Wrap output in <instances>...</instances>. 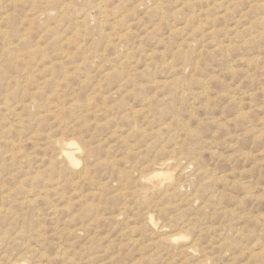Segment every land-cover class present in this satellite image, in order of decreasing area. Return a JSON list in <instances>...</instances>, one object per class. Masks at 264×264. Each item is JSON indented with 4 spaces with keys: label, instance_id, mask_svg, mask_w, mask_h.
<instances>
[{
    "label": "rangeland",
    "instance_id": "obj_1",
    "mask_svg": "<svg viewBox=\"0 0 264 264\" xmlns=\"http://www.w3.org/2000/svg\"><path fill=\"white\" fill-rule=\"evenodd\" d=\"M118 1L0 0V264H264V0Z\"/></svg>",
    "mask_w": 264,
    "mask_h": 264
},
{
    "label": "bare ground",
    "instance_id": "obj_2",
    "mask_svg": "<svg viewBox=\"0 0 264 264\" xmlns=\"http://www.w3.org/2000/svg\"><path fill=\"white\" fill-rule=\"evenodd\" d=\"M34 1H35V0H34ZM55 1H56V0H55ZM52 2H53V1H52ZM118 2H119V1H118ZM120 2H122V0H121ZM120 2H119V3H120ZM155 2H157V1H155ZM159 2H160V0H159ZM188 2H189V1H188ZM61 3H62V2H61ZM88 3H89V2H88ZM88 3H87V4H88ZM241 3H242V2H241ZM50 4H51V3H50ZM56 4H57V3H56ZM157 4L160 5L159 3H157ZM57 5H58V4H57ZM62 5H64V4H62ZM120 5H121V4H120ZM185 5H186V4H185ZM185 5H184V6H185ZM262 5H263V4H262ZM54 6H55V5H54ZM60 6H61V4H60ZM95 6H96V5H95ZM97 6H98V4H97ZM259 6H261V5H259ZM36 7H37V6H36ZM255 7H256V6H255ZM153 8H154V7H153ZM97 9H99V8H97ZM46 10H47V9H46ZM99 10H100V9H99ZM40 11H41V10H40ZM48 11H49V10H48ZM50 11H51V10H50ZM60 11H61V10H60ZM73 11H74V10H73ZM153 11H154V9H153ZM156 11H157V10H156ZM250 11H251V10H250ZM257 11H258V10H257ZM43 12H44V11H43ZM101 12H102V11H101ZM255 12H256V11H255ZM44 13H46V12H44ZM44 13H43V14H44ZM161 13L163 14V12H161ZM161 13H160V14H161ZM245 13H246V12H245ZM257 13H258V12H257ZM259 13H260V12H259ZM61 14H62V12H61ZM151 14H153V13H151ZM247 14H249V13H247ZM247 14H246V15H247ZM250 14H251V12H250ZM254 14H255V13H253V15H254ZM261 14H262V13H260V15H261ZM65 15H66V14H65ZM153 15H154V14H153ZM153 15H152V16H153ZM256 15L258 16V14H256ZM256 15H255V16H256ZM58 16H59V14H58ZM58 16H57V17H58ZM59 17H60V16H59ZM245 17H246V16H245ZM263 17H264V16H263ZM60 18H61V17H60ZM62 18H64V17H62ZM258 18H259V17H258ZM160 19H161V18H160ZM259 19H260V18H259ZM60 20H61V19H60ZM255 20H256V19H255ZM257 20H258V19H257ZM260 20L262 21L261 24L264 23L262 19H260ZM30 21H31V19H30ZM239 21H240V20H239ZM211 22H212V21H211ZM240 23H242V22H240ZM255 23H256V22H255ZM258 23H259V22H258ZM207 24H209V23H207ZM212 24H213V23H212ZM253 24H254V22H253ZM200 25H201V24H200ZM255 25H256V24H255ZM256 27H257V26H256ZM98 28H100V27H98ZM98 28H97V29H98ZM199 28H200V27H199ZM259 28H260V27H259ZM195 29H196V28H195ZM262 30H263V29H262ZM13 31H14V30H13ZM25 31H27V30H25ZM0 32H2V31L0 30ZM119 32H120V31H119ZM191 32H193V31H191ZM191 32H190V33H191ZM24 33H25V32H24ZM24 33H23L22 35L25 36ZM89 33H90V32H89ZM89 33H88V34H89ZM116 33H117V32H116ZM116 33H114V34H116ZM2 34H3V33H2ZM88 34H87V36H88ZM90 34H91V33H90ZM120 34H121V33H120ZM120 34H118V35H120ZM122 34H123V33H122ZM191 34H192V33H191ZM15 35H16V33H15ZM18 35H20V34H18ZM99 35H100V34H99ZM123 35H124V34H123ZM1 36H3V35H1ZM100 36H101V35H100ZM103 36H104V35H103ZM103 36H102V37H103ZM125 36H126V35H125ZM5 37H6V36H5ZM18 37H19V36H18ZM22 37H23V36H22ZM104 37H105V36H104ZM114 37H115V36H114ZM226 37H227V36H226ZM13 38H15V37H13ZM117 38H119V37H116V39H117ZM131 38H132V37L130 36V39H131ZM0 39H1V38H0ZM101 39L103 40V38H101ZM106 39H107V37H106ZM116 39H114V40H116ZM130 39H128V40H130ZM229 39H230V38H229ZM20 40H21V39H20ZM23 40H26V39H22V42H23ZM111 40H112V39H111ZM111 40H110V41H111ZM122 40H124V39H122ZM126 40H127V39H126ZM159 40L162 41V39H159ZM26 41H27V40H26ZM29 41H30V39H29ZM117 41H118V40H117ZM22 42H21V43H22ZM54 42H57V41H54ZM54 42H53V43H54ZM99 42H100V41H99ZM99 42H97L98 45H99ZM104 42H105V41H104ZM157 42H158V41H157ZM5 43H6V41L4 42V44H5ZM23 43H24V42H23ZM25 43H26V42H25ZM27 43H28V42H27ZM100 43H101V42H100ZM106 43L108 44L107 41H106ZM116 43H117V42H116ZM121 43L123 44V42H121ZM159 43H160V42H159ZM18 44H19V43H18ZM29 44H30V42H29ZM34 44H36V43H34ZM103 44H104V43H103ZM109 44H110V43H109ZM112 44L114 45V43H112ZM184 44H187V43H184ZM23 45H24V44H23ZM38 45H39V44H38ZM50 45H52V44H50ZM58 45H59V44H58ZM91 45H92V44H91ZM105 45H106V44H105ZM24 46H25V45H24ZM56 46H57V45L55 44V45L52 46V47H53V48H54V47L56 48ZM103 46H104V45H103ZM116 46H117V44H116ZM125 46H126V45H125ZM186 46H187V45H186ZM189 46H190V45H189ZM26 47H27V46H26ZM37 47H38V46H37ZM78 47H79V46H78ZM78 47H77V48H78ZM80 47H81V45H80ZM97 47H98V46H97ZM100 47H101V46H100ZM108 47L110 48V45H109ZM131 47H132V46H131ZM8 48L11 49V47H8ZM14 48H15V46H14ZM35 48H36V47H35ZM55 48H54V49H55ZM61 48H62V46H61ZM61 48H60V49H61ZM87 48H88V47H87ZM104 48H105V47H104ZM106 48H107V47H106ZM111 48H113V46H112ZM39 49H40V48H39ZM60 49H59V50H60ZM115 49H116V48H114L113 53L115 52ZM14 50H15V49H14ZM14 50H12V51H14ZM63 50H64V49H63ZM117 50H118V48H117ZM2 51H3V50H2ZM55 51H57V50H55ZM64 51H65V50H64ZM80 51H81V50H80ZM84 51H85V50H84ZM89 51H90V50H89ZM101 51H102V50H101ZM111 51H112V50H111ZM111 51H109L110 54H113ZM118 51H119V50H118ZM97 52H98V50H97ZM129 52H130V51H129ZM2 53H4V52H2ZM2 53H1V54H2ZM41 53H42V52H41ZM43 53H45V52H43ZM56 53H57V52H56ZM64 53H65V52H64ZM67 53H68V52H67ZM151 53H152V52H151ZM172 53H173V52H172ZM5 54H6V53H5ZM58 54H59V53H58ZM62 54H63V51H62ZM115 54H116V52H115ZM119 54H120V52H119ZM126 54H127V56H128V53H126ZM126 54H125V55H126ZM158 54H159V53H158ZM8 55H9V54H8ZM39 55H41V54L39 53ZM45 55H46V53H45ZM50 55H52V54H50ZM56 55H57V54H56ZM60 55H61V54H60ZM71 55L73 56V54H71ZM87 55H88V54H87ZM87 55H86L85 58H87ZM148 55H150V53H149ZM148 55H145V56H148ZM9 56H10V55H9ZM14 56H15V55H14ZM14 56H13V57H14ZM42 56H43V55H42ZM58 56H59V55H58ZM66 56H67V55H66ZM84 56H85V55H84ZM88 56L91 57L90 55H88ZM121 56H122V54H121ZM206 56H207V55H206ZM1 57H2V56H1ZM45 57L47 58V56H45ZM49 57H50V56H49ZM51 57H52V56H51ZM51 57H50V58H51ZM68 57L70 58V56H68ZM92 57H93V56H92ZM97 57H98V56H97ZM179 57H180V56H179ZM15 58H16V57H15ZM43 58H44V57H43ZM46 58H45V59H46ZM57 58H58V57H57ZM62 58H63V57H62ZM65 58H66V57H65ZM94 58H95V57H94ZM120 58H121V57H120ZM122 58H123V56H122ZM207 58H208V57H207ZM6 59H7V58H6ZM8 59H9V58H8ZM47 59H48V58H47ZM47 59H46V61H47ZM53 59H55V58H53ZM81 59H82V58H81ZM114 59H115V58H114ZM178 59H179V58H178ZM59 60H60V59H59ZM70 60H71V59H70ZM88 60H89V58H88ZM117 60H118V59H117ZM46 61H45V62H46ZM83 61H84V60H83ZM107 61H108V60H107ZM48 62H50L49 59H48ZM54 62H55V61H54ZM109 62H110V61H109ZM113 62H114V61H113ZM116 62H117V61H116ZM116 62H115V63H116ZM10 63H11V62H10ZM15 63H16V62H14L13 64H15ZM46 63H47V62H46ZM46 63H45V64H46ZM50 63H51V62H50ZM52 63H53V62H52ZM56 63H57V61H56ZM42 64H43V63H42ZM111 64H112V63H111ZM151 64H152V63H151ZM195 64H196V63H194V65H195ZM37 65H39V64H37ZM40 65H41V63H40ZM43 65H44V64H43ZM48 65H49V64H48ZM48 65H47V66H48ZM55 65H57V64H55ZM63 65H64V64H63ZM2 66H4V65H2ZM11 66H12V65H11ZM113 66H114V65H113ZM113 66H112V67H113ZM44 67L46 68V66H44ZM52 67H53V66H52ZM60 67H62V66H60ZM115 67H116V65H115ZM4 68H5V67H4ZM62 68H63V67H62ZM62 68H61V69H62ZM6 69H7V68H6ZM9 69H10V68H9ZM9 69H7V73L9 72ZM41 69H42V68H41ZM48 69H49V68H48ZM50 69H52V68H50ZM50 69H49V70H50ZM53 69H54V68H53ZM58 69H59L58 71H60V68H58ZM77 69H78V68H77ZM111 69H112V68H111ZM111 69H110V71L113 70V69H112V70H111ZM1 70H2V69H1ZM1 70H0V71H1ZM4 70H5V69H4ZM10 70H11V69H10ZM44 70H45V69H44ZM75 70H76V69H75ZM13 71H14V70H13ZM72 71L75 72L74 70H72ZM114 71H115V70H114ZM116 71H117V70H116ZM15 72H16V71H15ZM44 72H45V71H44ZM46 72H49V73L51 72V73H53L52 71H48V70H47ZM63 72H64V71H63ZM80 72H81V71H80ZM117 72H118V71H117ZM21 73H22V72H21ZM64 73H65V72H64ZM115 73H116V72H115ZM115 73L113 72V74H115ZM1 74H3V75H1V77L5 76L4 73H1ZM9 74H10V73H9ZM17 74H18V73H17ZM73 74H74V73H73ZM103 74H104V73H103ZM103 74H102V75H103ZM123 74H124V73H123ZM14 75H15V74H14ZM14 75H13V76H14ZM108 75H109V74H108ZM121 75H122V74H121ZM121 75H120V76H121ZM17 76H18V75H17ZM65 76H68V73H67V75H65ZM69 76H70V75H69ZM104 76H106V75H104ZM116 76H117V75H116ZM120 76H118V77L120 78ZM130 76H131V75H130ZM9 77H10V76H9ZM62 77H63V76H62ZM70 77H71V76H70ZM70 77H67V78H70ZM72 77H73V76H72ZM5 78H6V77H5ZM102 78H103V76H102ZM105 78H106V77H105ZM110 78H114V77L111 76ZM0 79H2V78H0ZM28 79H29V78H28ZM28 79H27V80H28ZM59 79H60V78H59ZM61 79H62V78H61ZM63 79H65V78H63ZM63 79H62V81H63ZM103 79H104V78H103ZM107 79H109V76H108ZM117 80H118V79H117ZM12 81H13V80H12ZM12 81H11V82H12ZM17 81H18V80H17ZM99 81H100V80H99ZM103 81H106V80L104 79ZM25 82H26V81H25ZM29 82H31V81H29ZM34 82H35V81H34ZM97 82H98V81H97ZM18 83H19V81H18ZM20 83H21V82H20ZM16 84H17V83H16ZM22 84H23V82H22ZM26 84H27V83H26ZM31 84H32V83H31ZM98 84H99V83H98ZM102 84H104V83H102ZM96 85H97V84H96ZM173 85H174V84H173ZM177 85H178V84H177ZM12 86H13V85H12ZM32 86H33V85H32ZM98 86H99V85H98ZM117 86H120V85H117ZM6 87H7V86H6ZM14 87H15V85H14ZM16 87H17V92H18V89H20L21 87H23V85L20 86V88H18V85H17ZM35 87H36V85H35ZM96 87H97V86H96ZM176 87H177V86H176ZM30 88H31V87H30ZM93 88H94V87H93ZM33 89H34V88H33ZM37 89H38V88H37ZM117 89H120V88H117ZM21 90H22V89H21ZM23 90H24V88H23ZM28 90H29V88H28ZM93 90H94V89H93ZM95 90H96V89H95ZM115 90H116V89H115ZM115 90H114V91H115ZM121 90H123V89L121 88ZM121 90H119L120 93H121ZM172 90H173V89H172ZM176 90H177V89H176ZM140 91H141V90H140ZM173 91H175V89H174ZM34 92H35V91H34ZM106 92H107V91H106ZM117 92H118V90H117ZM113 93H114V92H112L111 94H113ZM122 93H123V92H122ZM154 93H156V92H154ZM165 93H166V92H165ZM177 93H178V92H177ZM177 93H175L174 95H176ZM180 93H181V92H180ZM183 93H184V92H183ZM16 94H18V93H16ZM19 94H20V93H19ZM31 94H32V93H31ZM108 94H110V93H108ZM114 94H115V93H114ZM114 94H113V95H114ZM168 94H169V93H168ZM116 95H117V94H116ZM118 95H119V94H118ZM152 95H154V94H152ZM174 95H173V96H174ZM181 95H182V94H181ZM158 96H159V95H158ZM179 96H180V95H179ZM16 97H17V96H16ZM18 97H19V96H18ZM27 97H28V96H27ZM144 97H145V96H144ZM144 97H143V98H144ZM153 97H154V96H153ZM169 97H170V96H169ZM180 97H181V96H180ZM20 98H21V97H20ZM121 98H122V97H121ZM141 98H142V97H141ZM165 98H166V97H165ZM172 98H173V97H172ZM175 98H176V97H175ZM88 99H90V98L88 97L86 100H88ZM147 99H148V98H147ZM147 99H146V100H147ZM149 99H150V98H149ZM154 99H155V98H154ZM160 99H161V98H160ZM163 99H164V98H163ZM163 99H162V100H163ZM168 99H169V98H167V100H168ZM17 100H19V99H17ZM182 100H184V99H182ZM28 101H31V99L28 100ZM163 101H164V100H163ZM173 101H174V100H173ZM144 102H145V100H144ZM147 102H148V101H147ZM157 102H159V101H157ZM20 103H21V99H20L19 103H17V104H20ZM30 103H31V102H30ZM84 103H85V102H84ZM150 103H151V102H149V104H150ZM159 103H160V102H159ZM17 104H16V105H17ZM22 104H23V103H22ZM25 104H26V103H25ZM25 104H23L22 106L25 107V106H24ZM118 104H119V103H118ZM142 104H144V103H142ZM146 104H147V103H146ZM169 104H170V103H169ZM169 104H168V105H169ZM20 105H21V104H20ZM20 105H19V106H20ZM85 105H87V104H85ZM122 105H123V104H122ZM164 105H165V104H164ZM26 106H28V103H27ZM124 106H125V105H124ZM83 107H85V106H83ZM117 107H118V106H117ZM125 107H126V106H125ZM154 107H155V106H154ZM156 107H157V105H156ZM164 107H165V106H164ZM164 107L162 106V108H164ZM18 108H19V107H18ZM26 108H27V107H26ZM26 108H25V109H26ZM86 108H87V107H86ZM100 108H101V107H99V109H100ZM120 108L122 109V107H120ZM148 108H149V107H148ZM166 108H167V107H166ZM170 108H171V107H170ZM177 108H178V107H177ZM152 109H153V106H152ZM160 109H161V108H160ZM11 110H12V109H10V111H11ZM158 110H159V109L157 108V111H158ZM164 110L167 111L166 109H164ZM164 110H163V112H164ZM177 110H178V109H177ZM177 110H176V111H177ZM155 111H156V109H155ZM173 111H174V110H173ZM173 111H172V112H173ZM163 112H160V113H163ZM134 113H135V112H134ZM167 113H168V112H167ZM175 113H176V112H175ZM16 114H17V113H16ZM130 114L132 115V113H130ZM130 114H129V115H130ZM145 114H146V113H145ZM169 114H170V113H169ZM126 115H127V114H126ZM126 115H125V116H126ZM150 115H151V114H150ZM153 115H154V114H153ZM153 115H152V116H153ZM17 116H18V115H17ZM160 116H162V115H160ZM169 116H170V115H169ZM126 117H127V116H126ZM129 117H130V116H129ZM162 117H163V116H162ZM167 117H168V115H167ZM78 118H79V117H78ZM121 118H122V117H121ZM121 118H120V119H121ZM130 118L132 119L133 117L131 116ZM146 118H147V117H146ZM154 118H155V117H154ZM154 118H153V120H154ZM158 118H159V117H157V119H158ZM122 119H123V118H122ZM134 119H135V118H134ZM162 119H163V118H162ZM164 119L166 120V118H164ZM155 120H156V118H155ZM155 120H154V121H155ZM170 120H171V119H170ZM170 120H169V121H170ZM174 120H176V119L174 118L173 121H174ZM76 121H77V120H76ZM82 121H83V120H82ZM156 121H158V120H156ZM161 121H162V120H161ZM161 121H160V122H161ZM176 122H177V120H176ZM176 122L173 123V124H174V125L176 124L175 126H178L177 124H179V123H176ZM75 123H76V122H75ZM82 123H83V122H82ZM84 123H85V122H84ZM130 123H132V122H130ZM166 123H167V122H166ZM168 123H169V122H168ZM171 123H172V122H171ZM126 124H127V122H126ZM133 124H135V123L133 122ZM133 124H132V125H133ZM136 124H138V123H136ZM163 124H164V123H163ZM10 125H11V124H10ZM71 125H72V124H71ZM73 125H74V124H73ZM171 125H172V124H171ZM82 126H85V125L82 124ZM127 126H129V123H128ZM184 126H185V125H184ZM85 127H86V126H85ZM163 127H164V126H162V128H163ZM82 128H83V127H82ZM168 128H169V126H168ZM168 128H167V129H168ZM171 128H172V127H171ZM175 128H176V127H175ZM130 129H131V128H130ZM132 129H133V128H132ZM176 129L178 130V128H176ZM185 129H186V128H185ZM128 131H129V130H128ZM118 133H119V132H118ZM185 133H186V132H185ZM186 136H187V135H186ZM188 137H190V136H188ZM191 137H192V136H191ZM193 138H194V137H193ZM61 139H62V138H61ZM187 139H188V138L186 137V141H187ZM57 140H58V139H57ZM66 140H67V139H65V141H66ZM71 141H72V140H71ZM75 141H76V140H75ZM83 141H84V140H83ZM190 141H192V140H190ZM63 142H64V141H63ZM63 142H61V143L59 142V143L62 144ZM67 142H68V141H67ZM67 142H65V143H67ZM183 142H184V141H183ZM119 144H120V143H119ZM182 144H183V143H182ZM182 144H181V146H182ZM57 145H58V143H57ZM67 145H73V144H72V143H68ZM184 145L187 146L186 143H185ZM60 146H61V145H60ZM63 146H64V143H63ZM73 146H74V145H73ZM88 146H89V144H88ZM153 146H154V145H153ZM179 146H180V145H179ZM76 147H77V145H76ZM85 147H86V146H85ZM156 147H157V146H156ZM175 147H176V146H175ZM68 148H69V147H68ZM150 148H151V147H150ZM159 148H160V147H159ZM54 149H55V148H54ZM70 149H71V148H70ZM162 149H163V148H162ZM174 149H176V148H174ZM186 149H187V147H186ZM189 149H190V148H189ZM191 149H192V148H191ZM83 150H84V148H83ZM83 150H82V151H83ZM176 150H177V149H176ZM180 150H181V149H180ZM158 151H159V150H158ZM158 151H156V152H158ZM183 151H184V149H183ZM195 151H196V150H195ZM67 152H68V151H67ZM73 152H77V151H73ZM78 152H79V150H78ZM160 152H161V151H160ZM189 152H190V151H189ZM189 152H188V153H189ZM191 152H192V151H191ZM191 152H190V153H191ZM193 152H194V151H193ZM55 153H56V151H55ZM79 153H80V152H79ZM84 153H85V152H84ZM87 153H88V152H87ZM87 153H86V154H87ZM128 153H129V151H128ZM161 153H162V152H161ZM161 153H160V154H161ZM71 154H72V153H71ZM71 154H70V153H65V158H67V159L70 161V163H73V162H75V161L77 162L78 160H75V161H74V158H73V156H72ZM73 154H74V153H73ZM86 154H85V155H86ZM183 154H184V153H183ZM186 154H187V153H186ZM53 155H55V154L53 153ZM155 155H156V153H155ZM188 155H189V154H188ZM88 156H89V155H87L86 158H89ZM193 156H194V155H193ZM84 157H85V156H84ZM55 158H56V157H55ZM58 158H60V157L58 156L57 159H58ZM195 158H197V157H195ZM153 159H155V158H153ZM168 159H169V158H168ZM81 160H82V159H81ZM85 160H86V159H85ZM85 160L83 159V161H85ZM194 160H195V159H194ZM161 161H162V160H161ZM166 161H167V160H166ZM168 161H169V160H168ZM168 161H167V162H168ZM170 161H171V160H170ZM195 161H196V160H195ZM86 162H87V160H86ZM97 162H98V160H97ZM97 162H96V163H97ZM152 162H153V161H152ZM163 162H164V161H163ZM171 162H172V161H171ZM57 163H58V162H57ZM57 163H56V164H57ZM62 163H63V162H62ZM82 163H83V162H82ZM91 163H92V162H91ZM154 163H155V162H154ZM159 163H160V162H159ZM53 164H54V163H53ZM56 164H55V165H56ZM60 164H61V163H60ZM68 164H69V163H68ZM75 164H76V163H75ZM79 164H80V163H79ZM157 164H158V163H157ZM167 164H168V163H167ZM192 164H193V163H192ZM76 165H77V164H76ZM84 165H85V164H84ZM95 165H96V164H95ZM98 165H99V164H98ZM149 165H151V164H149ZM164 165H165V163H164ZM164 165H163V166H164ZM195 165H197V164L195 163ZM53 166H54V165H53ZM60 166H61V165H60ZM65 166H66V164H65ZM78 166H79V165H78ZM154 166H155V165H154ZM156 166H157V165H156ZM163 166H162V167H163ZM82 167H83V166H82ZM88 167H89V166H88ZM92 167H93V166H92ZM162 167H161V168H162ZM169 167H170V165H169ZM89 168H90V167H89ZM149 168H150V167H149ZM165 168H166V167H164V169H165ZM60 169H61V168H60ZM63 169H64V167H63ZM80 169H81V168H80ZM152 169H154V168L151 167V170H152ZM58 170H59V169H58ZM61 170H62V169H61ZM64 170H65V169H64ZM83 170H84V169H83ZM161 170H162V169H161ZM66 171H68V169H67ZM66 171H65V172H66ZM70 171H71V170H70ZM70 171H69V172H70ZM81 171H82V169H81ZM86 171H88V170H86ZM156 171H157V170H156ZM78 172H79V171H78ZM154 172H155V171H154ZM154 172H153V173H154ZM160 172H161V171H160ZM167 172H168V171H167ZM167 172H166V173H167ZM61 173H62V172H61ZM75 173H76V172H75ZM82 173H83V172H82ZM89 173H90V171H89ZM151 173H152V172H151ZM166 173H165V174H166ZM63 174H64V171H63ZM76 174H77V173H76ZM76 174H75V175H76ZM118 174H119V173H118ZM120 174H121V173H120ZM120 174H119V176L121 177ZM158 174H160V173H158ZM165 174H164V175H165ZM79 175H80V174H79ZM123 175H124V174H122V176H123ZM166 175H168V174H166ZM166 175H165V176H166ZM87 176H88V175H87ZM124 176H125V175H124ZM162 176H163V175H162ZM172 176H173V175H172ZM67 177H68V176H67ZM76 177H77V175H76ZM80 177H83V175H82V176L80 175ZM80 177H79V178H80ZM125 177H126V176H125ZM152 177H153V176H152ZM164 178H165V177H164ZM164 178H162V179H164ZM169 178H170V177H169ZM71 179H72V177H71ZM124 179H125V178H124ZM155 179H156V177H155ZM167 179H168V178H167ZM146 180H147V179H146ZM153 180H154V179H153ZM157 180H158V179H157ZM157 180H156V181H157ZM169 180H170V179H169ZM169 180H168V181H169ZM69 181H70V180H69ZM71 181H72V180H71ZM81 181H82V180H81ZM89 181H90V180H89ZM123 181H124V180H123ZM127 181H128V180H127ZM148 181H149V180H148ZM154 181H155V180H154ZM154 181H153V183H154ZM72 182H73V181H72ZM72 182H71V183H72ZM77 182H78V180H77ZM146 182H147V181H146ZM151 182H152V181H151ZM103 183H104V182H103ZM83 184H84V183H83ZM87 184H88V183H87ZM99 184H100V183H99ZM162 184H163V183H162ZM103 186H104V184H103ZM160 186H161V185H160ZM103 189H104V188H103ZM8 194H10V193H8ZM8 194H7V195H8ZM0 207H1V206H0ZM3 209H4V208H3ZM5 210H7V209H5ZM4 212H5V211H4ZM6 212H8V211H6ZM4 215H5V214H4ZM4 215H2V216L5 217ZM148 217H149V220H150V216H148ZM1 218H2V217H1ZM151 219H152V218H151ZM146 220H147V219H146ZM151 223H152V222H151ZM150 225H151V224H150ZM152 225H153V224H152ZM156 225H157V224H156ZM148 227H149V226H148ZM154 228H155V226H154ZM154 231H155V230H154ZM178 237L181 238L180 236H178ZM183 237H184V236H183ZM176 238H177V237H176ZM163 239H165V238H163ZM166 239H167V238H166ZM166 239H165V240H166ZM174 239H175V238H174ZM184 239H185V238H184ZM186 239H187V238H186ZM168 241L172 242L171 239L168 240ZM180 241H181V240H180ZM182 241H183V240H182ZM186 241H187V240H186ZM174 242H175V241H174ZM177 242H178V241H177ZM172 243H173V242H172ZM180 243H181V242H180ZM182 243H183V242H182ZM185 251H186V250H185ZM188 251H189V250H188ZM189 252H191V251H189Z\"/></svg>",
    "mask_w": 264,
    "mask_h": 264
}]
</instances>
